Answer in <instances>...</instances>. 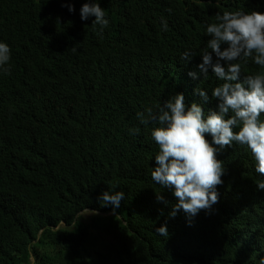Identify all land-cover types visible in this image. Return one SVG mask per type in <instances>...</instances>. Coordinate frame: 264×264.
<instances>
[{
    "label": "trees",
    "instance_id": "1",
    "mask_svg": "<svg viewBox=\"0 0 264 264\" xmlns=\"http://www.w3.org/2000/svg\"><path fill=\"white\" fill-rule=\"evenodd\" d=\"M85 2L0 0V42L11 49L10 74L0 72V264H258L264 176L250 151H218V203L170 217L177 200L151 178L157 125L137 113L176 94L186 109L218 111L211 92L223 81L198 68L206 28L226 10L264 14V0H98L102 35L94 17L80 19ZM258 72L249 60L241 79ZM106 191L124 193L118 208L102 206Z\"/></svg>",
    "mask_w": 264,
    "mask_h": 264
},
{
    "label": "clouds",
    "instance_id": "2",
    "mask_svg": "<svg viewBox=\"0 0 264 264\" xmlns=\"http://www.w3.org/2000/svg\"><path fill=\"white\" fill-rule=\"evenodd\" d=\"M68 10L74 11L71 6ZM90 17H94L91 25L94 29L98 26V34L102 35L109 21L98 0H89L80 8L82 21ZM162 25L167 31V23L162 21ZM206 32L211 38L198 68L205 80L211 68L215 77L223 81L211 92V97L219 101L218 111L205 114L195 103L186 109L184 95L176 94L156 112L147 108L137 113L141 124L157 125L151 131L159 150L154 157L156 167L151 178L162 188L171 189L177 200L170 217L179 210L195 217L201 210H210L218 203L217 186L222 184L225 168L217 159V152L232 147L234 142L250 151L256 161V173L264 176V120H261L264 114V72L241 79L242 67L249 60L264 68V14L242 9L226 10L216 14L215 21L207 26ZM192 56L194 53L188 51L181 59L188 61ZM10 60V47L0 42V72L10 74ZM221 61L226 63V68ZM188 75L196 78L194 72ZM196 92L205 102L209 100L206 91L197 88ZM130 132L138 134L139 129L133 128ZM206 134L211 136V143ZM256 188L264 190V181H258ZM123 196V192L106 191L99 199L102 206L118 208ZM157 199L162 200L163 197L158 195ZM156 232L160 236H168L166 226L159 227ZM258 264H264V257Z\"/></svg>",
    "mask_w": 264,
    "mask_h": 264
},
{
    "label": "rangeland",
    "instance_id": "3",
    "mask_svg": "<svg viewBox=\"0 0 264 264\" xmlns=\"http://www.w3.org/2000/svg\"><path fill=\"white\" fill-rule=\"evenodd\" d=\"M91 216H93V214L86 211L85 213L82 214L81 221L87 223L90 221ZM105 216H109V215H105Z\"/></svg>",
    "mask_w": 264,
    "mask_h": 264
},
{
    "label": "bare ground",
    "instance_id": "4",
    "mask_svg": "<svg viewBox=\"0 0 264 264\" xmlns=\"http://www.w3.org/2000/svg\"><path fill=\"white\" fill-rule=\"evenodd\" d=\"M232 168V167H231ZM261 222V221H260ZM248 242V241H247ZM250 242V241H249ZM242 244V243H241Z\"/></svg>",
    "mask_w": 264,
    "mask_h": 264
}]
</instances>
